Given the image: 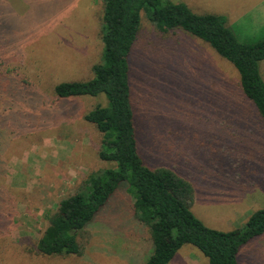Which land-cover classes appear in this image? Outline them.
Listing matches in <instances>:
<instances>
[{
    "label": "rangeland",
    "instance_id": "obj_1",
    "mask_svg": "<svg viewBox=\"0 0 264 264\" xmlns=\"http://www.w3.org/2000/svg\"><path fill=\"white\" fill-rule=\"evenodd\" d=\"M0 1L14 26L0 33V264H144L151 243L125 184L79 237L81 255L36 254L45 216L90 173L109 167L97 157L100 134L83 119L103 99L59 100L53 93L60 82L92 77L102 50V1ZM171 1L225 16L241 42L264 40V0ZM182 35L176 42L179 36L161 34L141 17L131 68L140 151L151 167L171 169L192 185L191 209L207 227L241 228L264 209V127L240 100L232 65ZM259 69L264 79V61ZM237 261L264 264V234L243 245ZM169 264L208 260L184 245Z\"/></svg>",
    "mask_w": 264,
    "mask_h": 264
},
{
    "label": "trees",
    "instance_id": "obj_2",
    "mask_svg": "<svg viewBox=\"0 0 264 264\" xmlns=\"http://www.w3.org/2000/svg\"><path fill=\"white\" fill-rule=\"evenodd\" d=\"M101 1L102 50L99 61L91 67L92 77L60 82L54 86L53 93L59 100L103 99L83 119L100 134L97 157L109 167L90 173L74 194L61 199L56 210L45 216L46 225L34 243L36 254L81 255L79 237L113 194L124 186L132 200L135 219L146 230L151 243L144 264H169L184 245L198 249L208 264H238L239 249L264 234V209L252 213L241 228L230 231L209 228L195 216L191 209L192 185L171 169L151 167L140 151L131 102V68L141 17L159 33L179 36L176 42L182 41L185 37L182 34L186 33L209 45L232 65L238 74L240 100L252 106L264 127V79L259 69L264 61V40L241 42L227 25L225 16L196 14L187 5L171 0ZM2 5L0 1V33L14 28ZM190 46H196L201 55L205 52L198 43ZM172 51L175 52L173 45ZM203 55L207 57L209 53ZM172 56V67L177 71V60ZM2 64L0 58V77ZM218 70L221 75L226 74L222 67Z\"/></svg>",
    "mask_w": 264,
    "mask_h": 264
}]
</instances>
